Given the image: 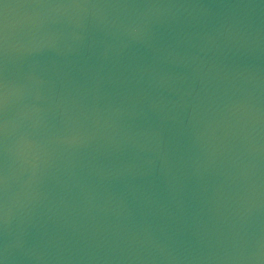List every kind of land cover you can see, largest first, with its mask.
I'll list each match as a JSON object with an SVG mask.
<instances>
[{"label":"water","instance_id":"1","mask_svg":"<svg viewBox=\"0 0 264 264\" xmlns=\"http://www.w3.org/2000/svg\"><path fill=\"white\" fill-rule=\"evenodd\" d=\"M0 264H264V0H0Z\"/></svg>","mask_w":264,"mask_h":264}]
</instances>
